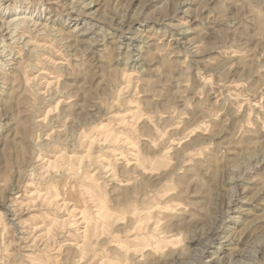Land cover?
<instances>
[{
    "label": "clouds",
    "instance_id": "obj_1",
    "mask_svg": "<svg viewBox=\"0 0 264 264\" xmlns=\"http://www.w3.org/2000/svg\"><path fill=\"white\" fill-rule=\"evenodd\" d=\"M0 264H264V0H0Z\"/></svg>",
    "mask_w": 264,
    "mask_h": 264
}]
</instances>
